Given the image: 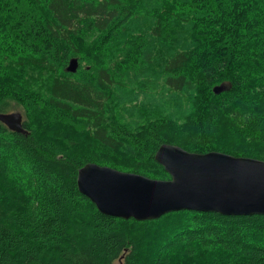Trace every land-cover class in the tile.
<instances>
[{
    "label": "trees",
    "instance_id": "trees-1",
    "mask_svg": "<svg viewBox=\"0 0 264 264\" xmlns=\"http://www.w3.org/2000/svg\"><path fill=\"white\" fill-rule=\"evenodd\" d=\"M163 144L264 161V0H0V264H264V215L80 193L89 163L171 179Z\"/></svg>",
    "mask_w": 264,
    "mask_h": 264
},
{
    "label": "water",
    "instance_id": "water-1",
    "mask_svg": "<svg viewBox=\"0 0 264 264\" xmlns=\"http://www.w3.org/2000/svg\"><path fill=\"white\" fill-rule=\"evenodd\" d=\"M78 69V59H72L67 71ZM225 90V85L214 88L215 94ZM10 118L15 130L27 134L21 117ZM155 160L171 179L156 180L89 163L78 172V189L100 213L124 220L151 221L179 211L264 215L263 160L192 153L171 144H163Z\"/></svg>",
    "mask_w": 264,
    "mask_h": 264
}]
</instances>
